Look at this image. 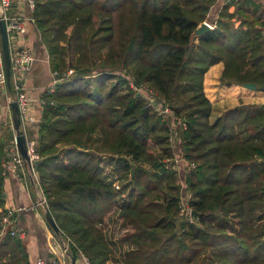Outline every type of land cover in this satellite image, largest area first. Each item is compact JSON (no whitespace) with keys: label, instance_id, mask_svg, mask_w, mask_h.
Instances as JSON below:
<instances>
[{"label":"trees","instance_id":"obj_1","mask_svg":"<svg viewBox=\"0 0 264 264\" xmlns=\"http://www.w3.org/2000/svg\"><path fill=\"white\" fill-rule=\"evenodd\" d=\"M216 2L35 0L62 78L42 95L36 172L75 259H114V215L124 264H264V104L241 100L212 120L204 90L219 62L221 84L264 87V3L225 0L216 27L193 36ZM214 75L213 100L247 89L214 96ZM8 142L0 137V216ZM0 264H32L24 239L0 237Z\"/></svg>","mask_w":264,"mask_h":264},{"label":"crops","instance_id":"obj_2","mask_svg":"<svg viewBox=\"0 0 264 264\" xmlns=\"http://www.w3.org/2000/svg\"><path fill=\"white\" fill-rule=\"evenodd\" d=\"M264 3V0H261ZM225 0H217L212 8L216 14L224 4ZM33 11L27 0H13L9 14L11 16H22L27 20L26 32L22 35L11 38V46L17 45L30 48L34 54L29 69L25 73V83L29 94L37 100L31 106V112L36 117L34 126L26 130L27 139L32 140L37 132L42 116V99L45 91L53 88L59 80L53 72L49 60V53L45 44L41 40L37 25L33 20ZM217 67V75H214V83L211 88L214 89V96H220L221 91H230L229 87L242 85L221 84V75L224 70V63L219 62L210 67L205 74L204 90L207 97L213 103L212 120L221 115L227 108L236 106L243 100L245 103H263L264 91L253 90L246 92L241 90L237 96H226L223 98L211 99L206 91L207 75ZM13 100L12 92L8 89H0V137L5 141L12 142L15 138V131L12 122V111L10 103ZM5 208H22L18 211L17 228L25 229L28 232L24 239L32 264H37L38 258L46 260L58 256L63 243L66 241L62 236L58 237L50 228L45 219V207L38 206L43 196L40 184L31 179L25 169H21L16 174L6 175L4 182ZM127 247V246H126ZM129 247H127L128 249ZM66 264H71V259L66 258ZM76 264H87L84 256L81 254L76 259ZM107 264H124L121 260H110Z\"/></svg>","mask_w":264,"mask_h":264},{"label":"built area","instance_id":"obj_3","mask_svg":"<svg viewBox=\"0 0 264 264\" xmlns=\"http://www.w3.org/2000/svg\"><path fill=\"white\" fill-rule=\"evenodd\" d=\"M236 1V0H229ZM31 9L35 8V0H27ZM13 0H0V16H3L7 23V28L10 35V50H11V86H12V98L13 100H17L19 103V108L21 112L22 118V127L26 132L27 128L30 126H34L36 122L35 115L31 112L32 104L37 100L32 97L27 89V85L25 83V73L29 69L32 61L34 60V54L32 50L26 46L17 45L12 48L11 46V38L22 35L26 32L27 20L22 16H11L9 14L10 9L12 7ZM34 20V18H33ZM35 21V20H34ZM211 29L216 27V22L206 20ZM73 70H70L69 73H72ZM132 86L136 89V85L132 83ZM0 89H8L7 85V74L5 70L4 57H3V47L2 40L0 36ZM53 89V88H51ZM150 97V96H149ZM151 102L157 103L155 98L151 97ZM40 103H44L41 99ZM161 114H166L173 116V111L168 106L159 107ZM28 150L29 155L32 160L31 168L25 164V161L20 153V150L17 146L16 138L12 140L7 146L6 154L7 161L5 165L4 174H16L21 169H25L28 175L32 180L39 182L38 175L36 172V164L35 161L38 159V155L35 151L36 142L34 139L28 140ZM116 188H120V185L117 184ZM43 191V190H42ZM47 205V199L44 195L40 199L38 206L45 207ZM187 209V210H186ZM185 204L182 208V213L188 211L190 213V209ZM22 210V208H6V212L0 216V237L10 233L12 236H16L21 239H25L28 235V232L25 229L17 228L16 224L18 221V211ZM65 242L63 243L60 253L58 256L50 258L48 260L44 258H38L37 264H66V258L69 256V247H70V238H65ZM83 255V254H82ZM84 256V255H83ZM87 264H90L88 259L84 256Z\"/></svg>","mask_w":264,"mask_h":264},{"label":"water","instance_id":"obj_4","mask_svg":"<svg viewBox=\"0 0 264 264\" xmlns=\"http://www.w3.org/2000/svg\"><path fill=\"white\" fill-rule=\"evenodd\" d=\"M211 30V27L209 24L204 21L199 24V26L195 29L193 36L200 37L205 35ZM0 36L2 40V47H3V57H4V64H5V70L7 74V85L12 92V86H11V50H10V35L7 28L6 20L3 16H0ZM57 79L59 82L61 81V76L57 75ZM245 88L251 89V90H257V84L254 82L245 83L242 85ZM262 91H264V87L261 88ZM11 111H12V122L13 127L15 131V138L17 142V146L20 150V153L25 161V164L31 168L32 166V160L29 155L28 150V139L26 132L24 131L22 127V118H21V112L19 108V103L17 100H12L10 103ZM37 161H35V164ZM193 215L195 212L192 213ZM45 219L48 222L50 228L54 231V233L60 237L61 236V230L56 223L48 205H45ZM69 257L71 259V264H76V259L74 256H72L69 253Z\"/></svg>","mask_w":264,"mask_h":264},{"label":"rangeland","instance_id":"obj_5","mask_svg":"<svg viewBox=\"0 0 264 264\" xmlns=\"http://www.w3.org/2000/svg\"><path fill=\"white\" fill-rule=\"evenodd\" d=\"M215 6V5H214ZM213 6V7H214ZM212 7V8H213ZM211 8L210 13L208 14V20H212L213 18V10ZM246 92H250L248 89H245ZM9 144V142H8ZM181 162V160H178V164ZM183 165L180 164L179 169L182 170ZM108 170L110 171V168H108ZM110 173V172H109ZM118 184V183H117ZM120 185L122 184V181L119 183ZM126 230L121 228L120 223L118 222V219L115 218V216L113 215L110 219L109 222L107 223V234L109 237L110 242L113 244V258L112 260H121V258L123 257L124 253L127 250V245H123L122 243H120L119 238L124 234Z\"/></svg>","mask_w":264,"mask_h":264},{"label":"bare ground","instance_id":"obj_6","mask_svg":"<svg viewBox=\"0 0 264 264\" xmlns=\"http://www.w3.org/2000/svg\"><path fill=\"white\" fill-rule=\"evenodd\" d=\"M248 89V88H247ZM251 90V89H250Z\"/></svg>","mask_w":264,"mask_h":264}]
</instances>
